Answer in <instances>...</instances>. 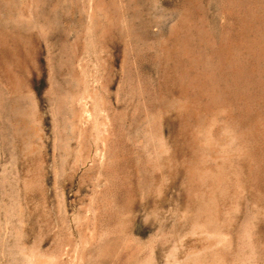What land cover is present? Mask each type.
Returning a JSON list of instances; mask_svg holds the SVG:
<instances>
[{"label":"rangeland","instance_id":"rangeland-1","mask_svg":"<svg viewBox=\"0 0 264 264\" xmlns=\"http://www.w3.org/2000/svg\"><path fill=\"white\" fill-rule=\"evenodd\" d=\"M0 264H264V0H0Z\"/></svg>","mask_w":264,"mask_h":264},{"label":"bare ground","instance_id":"bare-ground-1","mask_svg":"<svg viewBox=\"0 0 264 264\" xmlns=\"http://www.w3.org/2000/svg\"><path fill=\"white\" fill-rule=\"evenodd\" d=\"M199 227V226H198ZM196 231V230H195ZM184 239V238H183ZM88 261V260H87ZM91 261V260H90Z\"/></svg>","mask_w":264,"mask_h":264}]
</instances>
